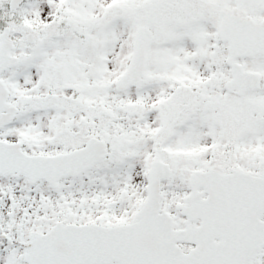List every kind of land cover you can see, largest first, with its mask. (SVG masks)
Instances as JSON below:
<instances>
[{
    "label": "snow or ice",
    "instance_id": "obj_1",
    "mask_svg": "<svg viewBox=\"0 0 264 264\" xmlns=\"http://www.w3.org/2000/svg\"><path fill=\"white\" fill-rule=\"evenodd\" d=\"M0 264H264V0H0Z\"/></svg>",
    "mask_w": 264,
    "mask_h": 264
}]
</instances>
